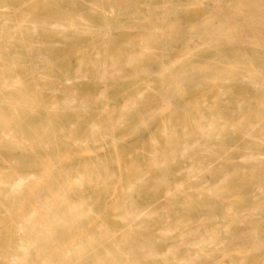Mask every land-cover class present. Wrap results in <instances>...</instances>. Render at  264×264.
I'll list each match as a JSON object with an SVG mask.
<instances>
[{"label": "bare ground", "instance_id": "6f19581e", "mask_svg": "<svg viewBox=\"0 0 264 264\" xmlns=\"http://www.w3.org/2000/svg\"><path fill=\"white\" fill-rule=\"evenodd\" d=\"M192 1L0 0V264H264V0Z\"/></svg>", "mask_w": 264, "mask_h": 264}, {"label": "rangeland", "instance_id": "374dc122", "mask_svg": "<svg viewBox=\"0 0 264 264\" xmlns=\"http://www.w3.org/2000/svg\"><path fill=\"white\" fill-rule=\"evenodd\" d=\"M153 1L160 2L162 0H153ZM179 1L182 3V6L185 7V8H188L189 5H191L192 2H193L192 0H179ZM213 6H214L213 3H209L207 5V8L204 9L203 11H200V10L197 11V10H193V9H190L189 11L188 10L185 11L186 12L185 13V19L183 20L184 27L189 28L193 23L202 20L207 14H209V13H211V11H213V10L210 9ZM141 17H142V15L136 16V18H141ZM101 18L102 17L94 18V21L93 22L94 23L100 22L101 21ZM183 44L184 43L182 42V45ZM257 51H260L261 52V47L258 46L257 47ZM257 59H260V58H257ZM58 93L61 94V92H58ZM114 96H115L114 97V100H115L114 103L117 106H120L122 104V102H123L122 92L119 93V94H117V95H114ZM104 105L105 104L99 103L96 106H93V110H91L90 112H95V110L98 111V110L102 109ZM138 124L141 126V129H144L146 127L145 123L140 122ZM135 127H136V125H135Z\"/></svg>", "mask_w": 264, "mask_h": 264}]
</instances>
